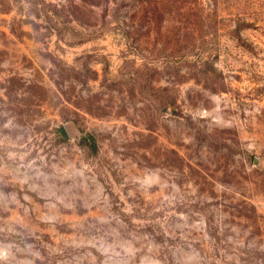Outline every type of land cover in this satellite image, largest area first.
Masks as SVG:
<instances>
[{
  "label": "rangeland",
  "instance_id": "rangeland-1",
  "mask_svg": "<svg viewBox=\"0 0 264 264\" xmlns=\"http://www.w3.org/2000/svg\"><path fill=\"white\" fill-rule=\"evenodd\" d=\"M0 264H264V0H0Z\"/></svg>",
  "mask_w": 264,
  "mask_h": 264
},
{
  "label": "trees",
  "instance_id": "trees-1",
  "mask_svg": "<svg viewBox=\"0 0 264 264\" xmlns=\"http://www.w3.org/2000/svg\"><path fill=\"white\" fill-rule=\"evenodd\" d=\"M60 129H61V131L63 132V134H65V135H67V128L65 127V126H61L60 127ZM84 138H86V139H90L91 141H92V143L94 144V148H96V139H95V137H94V135L93 134H87V135H84Z\"/></svg>",
  "mask_w": 264,
  "mask_h": 264
}]
</instances>
